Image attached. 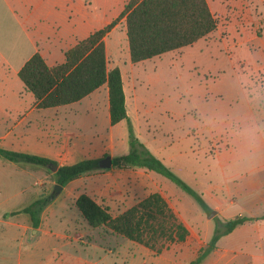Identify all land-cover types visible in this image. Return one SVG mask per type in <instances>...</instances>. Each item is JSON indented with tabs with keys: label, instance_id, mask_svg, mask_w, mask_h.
<instances>
[{
	"label": "crops",
	"instance_id": "0c3cea01",
	"mask_svg": "<svg viewBox=\"0 0 264 264\" xmlns=\"http://www.w3.org/2000/svg\"><path fill=\"white\" fill-rule=\"evenodd\" d=\"M125 2L121 0L118 9L102 19L98 12L90 13L91 0L86 6L79 0H0V146L49 157L57 167L84 158L114 157L129 149L130 122L149 150L166 160L170 143L145 139L137 129L141 122L149 125L154 102L149 105L138 89L142 78L134 69L151 57L131 61L125 22L123 27L116 22L104 36L107 66L120 68L125 95L127 117L115 123L109 118L106 82L78 100L41 107L18 75L34 51L49 65L62 61L68 47L117 16ZM108 38L114 45L112 56L107 51ZM121 38L126 43L123 53ZM260 74L264 79V71ZM165 109L168 114L169 106ZM226 145L232 153L222 167L228 171L227 179L236 180L235 185H210L204 197L222 220L239 214L259 216L264 213V136L233 134ZM194 149L184 146L178 155ZM215 153L220 156L221 151ZM55 171L50 165L30 161L16 165L15 177L8 181L14 187L7 185L13 191L0 195V264H187L211 237L214 227L197 229L187 222L181 202L170 191L172 185L159 172L112 163L61 184L34 226L29 213L21 209L54 189ZM31 189L28 202L16 201ZM216 189H225L227 200ZM153 191L165 196L189 230L184 241L160 253L103 228L99 236L96 228L100 227L89 225L74 203L85 192L117 213ZM197 264H264V218L245 220L221 235Z\"/></svg>",
	"mask_w": 264,
	"mask_h": 264
},
{
	"label": "rangeland",
	"instance_id": "374dc122",
	"mask_svg": "<svg viewBox=\"0 0 264 264\" xmlns=\"http://www.w3.org/2000/svg\"><path fill=\"white\" fill-rule=\"evenodd\" d=\"M120 1L91 0L90 13L107 19L118 9ZM79 2L86 6L88 0ZM208 3L217 20L215 29L191 44L152 56L134 69L142 78L138 89L149 105L154 102L149 125L141 122L138 131L145 139L170 143L167 150L173 156H166L164 163L197 190L207 204L203 191L210 185H235L236 180L227 179L228 171L223 169L232 153L226 139L233 134L264 136V79L260 74L264 71V0ZM124 22V17L117 20L121 27ZM107 41V51L112 56L114 45L109 38ZM119 50H126L122 38ZM214 133L223 135L214 138ZM184 146L196 149L178 155ZM219 150L220 156L215 153ZM19 162L25 161L0 155V195L13 191L7 185L15 177L13 172ZM161 176L172 185L170 191L181 202L188 223L199 229L205 225L216 227L222 221L211 206L207 211L174 181ZM31 191L21 193L16 201L28 202ZM217 191L227 200L229 194L225 189ZM102 230L96 228L99 236Z\"/></svg>",
	"mask_w": 264,
	"mask_h": 264
},
{
	"label": "trees",
	"instance_id": "16d2710c",
	"mask_svg": "<svg viewBox=\"0 0 264 264\" xmlns=\"http://www.w3.org/2000/svg\"><path fill=\"white\" fill-rule=\"evenodd\" d=\"M124 17L131 61H139L162 52L191 44L216 28L217 20L208 0H127L117 16L92 30L64 51V59L49 65L40 52L34 51L18 70L27 90L38 106L46 107L75 101L104 82L108 86L109 118L115 123L127 117L121 71L108 67L104 36L117 20ZM129 149L112 157L118 166H142L157 171L191 194L201 206H210L201 194L152 153L134 134L128 122ZM0 155L10 160H23L44 165L55 162L49 157L0 146ZM99 158H84L56 168V181L64 184L71 178L99 167ZM56 191L39 196L22 207L34 226L43 208L54 199ZM75 206L92 227H100L162 252L172 243L184 241L189 230L160 191H153L123 210L112 213L107 206L82 192ZM264 218L239 214L222 220L207 243L187 264H197L215 246L218 238L245 220Z\"/></svg>",
	"mask_w": 264,
	"mask_h": 264
},
{
	"label": "water",
	"instance_id": "95a60500",
	"mask_svg": "<svg viewBox=\"0 0 264 264\" xmlns=\"http://www.w3.org/2000/svg\"><path fill=\"white\" fill-rule=\"evenodd\" d=\"M111 163H112V157H111L110 155H108V154H107V155H104L103 157H101V158L98 160V164H99L101 167H108V166L111 165ZM50 166H51V168L54 169V170L57 168V164H56L55 162L51 163ZM60 188H61V184L56 183V184L54 185V190H55L56 192H58ZM213 213H215V211H213Z\"/></svg>",
	"mask_w": 264,
	"mask_h": 264
}]
</instances>
